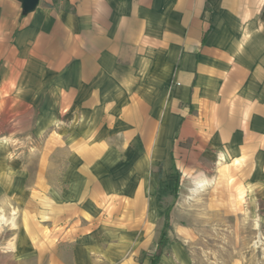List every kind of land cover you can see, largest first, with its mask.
<instances>
[{"label":"crops","instance_id":"0c3cea01","mask_svg":"<svg viewBox=\"0 0 264 264\" xmlns=\"http://www.w3.org/2000/svg\"><path fill=\"white\" fill-rule=\"evenodd\" d=\"M211 165L264 217V0H0L10 264H192Z\"/></svg>","mask_w":264,"mask_h":264},{"label":"rangeland","instance_id":"374dc122","mask_svg":"<svg viewBox=\"0 0 264 264\" xmlns=\"http://www.w3.org/2000/svg\"><path fill=\"white\" fill-rule=\"evenodd\" d=\"M197 174L201 176L197 179L210 183L195 194L190 192L195 195L190 204V209L196 213L192 219L195 229L192 234L185 233L179 239L191 256L192 264H264V217L252 215L251 204L245 200L236 203L220 199L221 171L218 165L208 166ZM182 180L180 193H177L178 188L174 190L181 198L189 194L188 178L184 176ZM182 209H188L187 202ZM180 220L186 222L183 218ZM12 227H15L12 209L3 208L0 211V264L11 262L6 248L12 245ZM168 229L162 232L165 235L160 253L162 246L173 237Z\"/></svg>","mask_w":264,"mask_h":264},{"label":"water","instance_id":"95a60500","mask_svg":"<svg viewBox=\"0 0 264 264\" xmlns=\"http://www.w3.org/2000/svg\"><path fill=\"white\" fill-rule=\"evenodd\" d=\"M21 1L24 10L33 9L36 6V4L39 2V0H21Z\"/></svg>","mask_w":264,"mask_h":264},{"label":"trees","instance_id":"16d2710c","mask_svg":"<svg viewBox=\"0 0 264 264\" xmlns=\"http://www.w3.org/2000/svg\"><path fill=\"white\" fill-rule=\"evenodd\" d=\"M164 235H165V233H162L161 239L159 240V243H158L157 251H156V253L153 256V260H152L151 264H156L158 262V260H159L160 247L162 245V240L164 238Z\"/></svg>","mask_w":264,"mask_h":264},{"label":"bare ground","instance_id":"6f19581e","mask_svg":"<svg viewBox=\"0 0 264 264\" xmlns=\"http://www.w3.org/2000/svg\"><path fill=\"white\" fill-rule=\"evenodd\" d=\"M209 184L208 181H196L193 191L196 192L198 190L204 189Z\"/></svg>","mask_w":264,"mask_h":264}]
</instances>
